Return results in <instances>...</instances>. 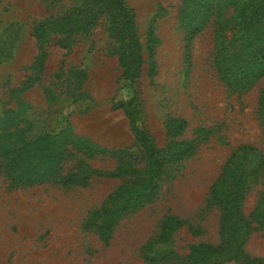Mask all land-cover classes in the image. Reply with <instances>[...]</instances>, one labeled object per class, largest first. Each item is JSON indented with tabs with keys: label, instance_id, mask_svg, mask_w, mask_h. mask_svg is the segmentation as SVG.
I'll list each match as a JSON object with an SVG mask.
<instances>
[{
	"label": "rangeland",
	"instance_id": "1",
	"mask_svg": "<svg viewBox=\"0 0 264 264\" xmlns=\"http://www.w3.org/2000/svg\"><path fill=\"white\" fill-rule=\"evenodd\" d=\"M199 1L206 0H124L134 15L133 40L142 58L133 85L142 108L137 124L156 150L171 141L194 145L191 154L166 164L153 178L123 109L115 107L130 97L131 87L118 63L113 6L99 8L101 0H0V114L25 102L22 116L32 125L27 139L70 132L118 151L85 158L90 167L103 172L125 163L132 171L121 177L92 175L81 185H62L55 176L15 186L1 169L0 264H148L144 245L167 216L183 223L169 244H155L153 251L162 259L153 264H187L190 244L219 243L220 211L208 201L210 187L238 146L253 145L264 157L258 116L264 76L232 81L222 68L216 51L234 32L231 8L211 17L188 41L186 22L197 17ZM94 12L86 30L50 33L39 41L32 34L34 24L45 18L82 19ZM150 30L156 39L153 52ZM175 117L187 124L180 135L169 136L167 120ZM77 168L78 159L67 158L58 165V176ZM261 169L243 198L244 215L264 188V161ZM142 189L150 191L143 195L145 203L119 211L104 244L95 226L99 210ZM243 250L264 263L261 230L247 236ZM169 252L176 258H163ZM218 264L250 263L227 255Z\"/></svg>",
	"mask_w": 264,
	"mask_h": 264
},
{
	"label": "trees",
	"instance_id": "2",
	"mask_svg": "<svg viewBox=\"0 0 264 264\" xmlns=\"http://www.w3.org/2000/svg\"><path fill=\"white\" fill-rule=\"evenodd\" d=\"M110 3L114 10V25L118 42V63L122 68V76L131 87L130 97L115 107L122 108L127 118L129 129L136 143L141 147L152 177L159 174L168 163H176L191 154L194 145L190 141H171L165 150H156L151 137L138 126L142 116V108L137 89L133 86L138 77L139 64L142 60L139 48L133 40L134 15L124 0H101ZM98 8V9H99ZM227 8L234 15V32L226 43H220L216 51L221 52L222 68L230 72V79L257 80L264 76V0H206L198 2L195 19L186 22V38L188 41L194 34L200 32L213 16H221ZM94 14L79 19L76 16H65L62 20L43 19L33 26V36L39 41L46 34L80 32L89 28ZM156 39L148 32L149 51L153 52ZM42 59L37 65L42 67ZM150 72H154V62L149 63ZM225 76V74H223ZM238 75V76H236ZM25 102L17 105L16 109L8 108L0 114V170L15 186L31 185L50 177H58L65 186L85 184L92 175H107L111 177L125 176L131 171L126 164H120L114 170L101 171L92 168L85 158L97 155H115L118 151L109 150L91 142L88 138L61 132L55 136L40 134L34 139H27L26 133L32 129L31 123L23 118L22 110ZM258 116L264 128V94L258 102ZM186 120L181 117L167 120L169 136L180 135L186 127ZM78 159V168L58 176V165L67 158ZM254 161V164L252 162ZM264 157L257 147L242 144L238 146L223 167L219 178L211 185L208 201L220 211L218 244L206 242L189 245L186 256L187 264H218L221 259L231 255L243 258L250 264H264L261 259L250 257L243 250L247 236L253 230H261L264 236V188L261 190L255 207L248 215L241 211V204L252 179L261 173ZM130 169V170H128ZM155 186H150L151 189ZM123 196L119 203L103 206L98 214L97 234L104 244L109 242L112 228L119 216V211H126L133 206L143 203V195L150 191ZM148 197H146L147 199ZM182 220L175 216H167L160 225L157 236L148 241L143 248V259L153 264L157 259L154 253L155 244H169L172 232L182 225ZM193 231L198 229L191 226ZM163 258L175 259L174 253L165 254Z\"/></svg>",
	"mask_w": 264,
	"mask_h": 264
}]
</instances>
